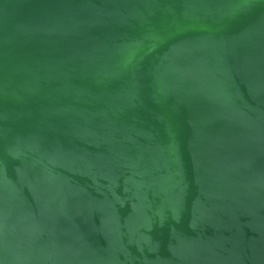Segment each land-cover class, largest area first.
Masks as SVG:
<instances>
[{
	"label": "water",
	"instance_id": "1",
	"mask_svg": "<svg viewBox=\"0 0 264 264\" xmlns=\"http://www.w3.org/2000/svg\"><path fill=\"white\" fill-rule=\"evenodd\" d=\"M0 264H264V0H0Z\"/></svg>",
	"mask_w": 264,
	"mask_h": 264
}]
</instances>
